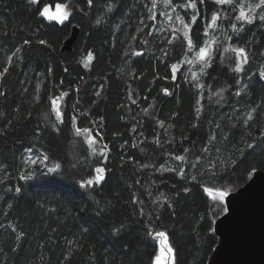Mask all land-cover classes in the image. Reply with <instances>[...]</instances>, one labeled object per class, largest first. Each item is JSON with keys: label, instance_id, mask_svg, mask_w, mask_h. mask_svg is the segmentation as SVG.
Wrapping results in <instances>:
<instances>
[{"label": "trees", "instance_id": "obj_1", "mask_svg": "<svg viewBox=\"0 0 264 264\" xmlns=\"http://www.w3.org/2000/svg\"><path fill=\"white\" fill-rule=\"evenodd\" d=\"M153 2L0 0V264H156L164 246L174 264H208L227 208L205 189L264 169V20L227 22L201 61L228 6ZM58 3L63 25L38 11Z\"/></svg>", "mask_w": 264, "mask_h": 264}, {"label": "water", "instance_id": "obj_2", "mask_svg": "<svg viewBox=\"0 0 264 264\" xmlns=\"http://www.w3.org/2000/svg\"><path fill=\"white\" fill-rule=\"evenodd\" d=\"M79 34L74 25L62 50L73 51ZM225 204L226 212L214 222L219 242L208 264H264V169H256L243 187L230 192ZM165 260L174 264L172 252Z\"/></svg>", "mask_w": 264, "mask_h": 264}, {"label": "rangeland", "instance_id": "obj_3", "mask_svg": "<svg viewBox=\"0 0 264 264\" xmlns=\"http://www.w3.org/2000/svg\"><path fill=\"white\" fill-rule=\"evenodd\" d=\"M164 2H165V0H154L153 6H154V8H156L160 5H163ZM259 2H260V0H231V3H221V4L227 5L228 8H232V10H229L227 8L226 13H224V21L222 24H219L218 26H217V22H218L219 16H216L217 19H216L215 23L214 24L212 23L209 30H208L209 44H208V46H206L207 48L204 49L206 52V55L203 58H201L199 56L196 59L201 60V61H206L207 58L212 55V48L214 46H216V43L221 41V40L226 39L227 37H230L229 27H226L227 22H230L233 20L232 27H234V28L240 24L242 27L246 26L247 24H250L247 19H244V18L238 19V17H240V15H241L242 10L247 15L253 17V20L251 23H253L256 18H259L261 15H264V6H261L259 8H254L252 11H249V5L254 6V5L259 4ZM53 12H55V11H53ZM155 18L156 17L154 16V19ZM164 19L161 20L162 28H165V27L168 28L170 26L169 21H164ZM171 25H172V28H175L177 30L184 28L183 32H184L185 36H189L190 29L186 26V23L181 18H178L177 22L172 23ZM215 49H216V51L219 50L218 48H215ZM247 60H248V57H247L246 52L243 51V53H240L238 51L236 68L237 69L239 68V70H238L239 72L243 71V69L247 63ZM196 65H198V64H196ZM261 72H264V71H261ZM57 112L59 113L58 104H57ZM85 135L88 138V142L90 144L91 150L94 152L93 154L98 155V156H102L103 157L102 164H104L106 161V157H107V152L105 150L106 147H104L100 141L95 139L94 135H92L89 131H86ZM90 141H91V143H90ZM98 168L104 169L103 172L105 173L104 165H99ZM98 175H101V173H97V175L92 179L93 182L97 181L96 177ZM100 181L101 180H99V182ZM164 250H165V253H164ZM161 253L164 254V259H165L166 255L169 254L165 246L163 247Z\"/></svg>", "mask_w": 264, "mask_h": 264}, {"label": "snow or ice", "instance_id": "obj_4", "mask_svg": "<svg viewBox=\"0 0 264 264\" xmlns=\"http://www.w3.org/2000/svg\"><path fill=\"white\" fill-rule=\"evenodd\" d=\"M30 3H32L34 5L35 4H41L42 0H30ZM88 3H89V5H91L92 0H88ZM217 3H231V0H217ZM261 6H264V0H260L259 4L254 5V6L253 5H249V11H252L254 8H259ZM55 7H56V11L53 12L51 10V6L50 5L44 4L43 7H42V10L38 8V11H39V14L42 17L46 18L48 21H55V22L63 25L65 23V21L69 20V17L71 15V11L68 9L67 4H65V3H58V4H56ZM191 7L195 8L196 7L195 3H192ZM240 18L247 19L249 23H251L252 20H253V17L247 15L243 10L241 11V15H240V17H238V19H240ZM259 18L261 20H264V15H261ZM216 19H217V17L214 15L213 18H212L213 24L215 23ZM193 22H194V19H193ZM97 23H100V21L98 20ZM41 43H44V41H41ZM189 43L191 44V41H189ZM238 51L240 53H243L244 50L243 49H239ZM198 55L201 58H203L206 55L205 50L201 49L200 52L198 53ZM88 59L89 60L91 59V54H89ZM237 70H239V68ZM261 76H264V72H261ZM90 143H91V141H90ZM56 167L59 168V165H57ZM54 170L55 169H53V171ZM96 171L98 173H103L104 169L98 168ZM103 179H104L103 175H98L96 177L97 181L103 180ZM86 183L88 185H91V184H93V180H88V181H86ZM82 186H83V184H82ZM17 191H19V189H17ZM205 191L214 200H218L219 202H223L225 200V197L228 196V194H229L228 191H226V190L213 189V188H206ZM156 236L165 237V233L158 232V233H156ZM167 251H168V253H171L173 250L169 246ZM156 264H167L166 260L164 259V254L163 253H161L160 255L156 256Z\"/></svg>", "mask_w": 264, "mask_h": 264}, {"label": "bare ground", "instance_id": "obj_5", "mask_svg": "<svg viewBox=\"0 0 264 264\" xmlns=\"http://www.w3.org/2000/svg\"><path fill=\"white\" fill-rule=\"evenodd\" d=\"M248 181H249V180H248ZM248 181H247V182H248ZM244 185H245V184H244ZM244 185H243V186H244ZM243 186H242V187H243ZM240 188H241V187H240ZM213 227H214V226H213ZM216 236H217V235H216Z\"/></svg>", "mask_w": 264, "mask_h": 264}]
</instances>
